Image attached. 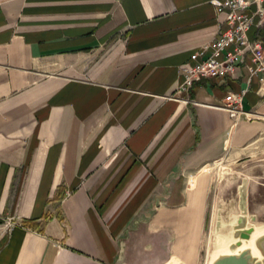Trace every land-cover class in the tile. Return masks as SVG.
<instances>
[{"label":"crops","instance_id":"crops-1","mask_svg":"<svg viewBox=\"0 0 264 264\" xmlns=\"http://www.w3.org/2000/svg\"><path fill=\"white\" fill-rule=\"evenodd\" d=\"M218 1L1 0L0 264L195 263L205 166L264 176V65L182 86Z\"/></svg>","mask_w":264,"mask_h":264},{"label":"built area","instance_id":"built-area-1","mask_svg":"<svg viewBox=\"0 0 264 264\" xmlns=\"http://www.w3.org/2000/svg\"><path fill=\"white\" fill-rule=\"evenodd\" d=\"M255 10H251L252 4ZM1 6V0H0ZM217 12L225 13L226 27L209 42L191 53V61L183 64V88H188L204 77H225L238 67L242 56H248L251 72L264 65V44L260 38H251L249 30L255 22L256 14L264 16V0H219ZM229 91L219 105L230 115L244 114L243 94Z\"/></svg>","mask_w":264,"mask_h":264},{"label":"water","instance_id":"water-1","mask_svg":"<svg viewBox=\"0 0 264 264\" xmlns=\"http://www.w3.org/2000/svg\"><path fill=\"white\" fill-rule=\"evenodd\" d=\"M237 191V197L217 205L214 232L218 238L209 264H264V222L249 217L248 176H242ZM257 228L262 230L256 232Z\"/></svg>","mask_w":264,"mask_h":264},{"label":"rangeland","instance_id":"rangeland-1","mask_svg":"<svg viewBox=\"0 0 264 264\" xmlns=\"http://www.w3.org/2000/svg\"><path fill=\"white\" fill-rule=\"evenodd\" d=\"M233 161L226 156L220 157L208 165L204 170L209 174V186L207 198L203 209L202 234L198 245V255L194 264H209V254L217 243L215 235V217L218 203L226 199L237 197V185L242 176L234 175ZM203 170V171H204ZM249 217L256 222H264V176L249 177ZM264 223H262L263 225ZM167 264H187L183 260L174 257Z\"/></svg>","mask_w":264,"mask_h":264},{"label":"bare ground","instance_id":"bare-ground-1","mask_svg":"<svg viewBox=\"0 0 264 264\" xmlns=\"http://www.w3.org/2000/svg\"><path fill=\"white\" fill-rule=\"evenodd\" d=\"M260 230H262V229L261 228H257L256 232H259ZM220 241L224 242L225 241V237H221Z\"/></svg>","mask_w":264,"mask_h":264}]
</instances>
